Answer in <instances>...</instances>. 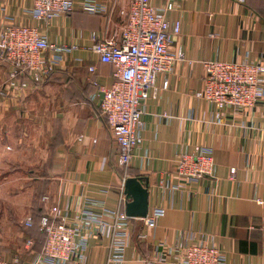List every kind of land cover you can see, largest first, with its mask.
<instances>
[{"label": "crops", "instance_id": "0c3cea01", "mask_svg": "<svg viewBox=\"0 0 264 264\" xmlns=\"http://www.w3.org/2000/svg\"><path fill=\"white\" fill-rule=\"evenodd\" d=\"M89 1L106 12L76 10L46 25L32 16L33 0H0V31L33 26L51 43L75 47L60 54L49 77L25 89L9 88L12 68L0 61V260L32 264L45 243L41 217L53 208L72 224L88 213L115 224L112 212L127 216L131 201L125 180L140 178L148 186V214H166L153 229L129 218V261L184 243L217 246L226 264H264V98L254 108L225 109L219 118L217 107L197 96L205 62L263 61L264 0H152L158 8L175 4L168 18L181 22V32L169 49H182L185 60L158 77L142 115L143 144L129 168L120 165L117 137L92 98L98 93L93 81L114 83V68L92 51V35L111 38L133 0ZM166 79L170 86L163 89ZM196 153L213 158V175L179 176L180 158ZM109 245L108 236L90 239L85 264H108Z\"/></svg>", "mask_w": 264, "mask_h": 264}, {"label": "built area", "instance_id": "2783aa9c", "mask_svg": "<svg viewBox=\"0 0 264 264\" xmlns=\"http://www.w3.org/2000/svg\"><path fill=\"white\" fill-rule=\"evenodd\" d=\"M174 9L172 2L158 8L152 5V0H133L125 22L111 38L101 40L96 34L92 35V51L102 63L114 68V83L110 87L92 82L98 88L92 98L99 100L101 115L117 137L119 163L125 168L130 167L135 151L143 144L140 135L142 115L151 92L157 90L158 77L170 73L176 61L185 60L182 49L177 54L169 49L174 37L181 32V22H171L168 18ZM76 10L90 15L106 12L105 7L89 0H33L31 14L34 19L50 25L55 19ZM69 48L51 43L37 27L12 25L2 29L0 61L12 68L9 88L25 89L30 83H41L61 63L60 54L75 47ZM262 58L263 61L258 63L205 62V86L197 96L217 107L219 118L225 109L256 107L264 98V51ZM90 72H95V68L91 67ZM169 86L166 79L163 89ZM214 169L213 158L201 153L183 155L177 165L178 175L187 180L209 177ZM232 172L235 173V169ZM123 191L125 194V182ZM124 202L126 198L122 195L121 203ZM112 214L117 217L113 225L96 213H88L81 224H72L62 210H48L40 221L45 243L40 252L33 254L32 264H72L74 261L85 264L89 240L107 236L110 238L108 264H226L224 251L219 247L184 243L156 250L149 259L129 261L126 257L131 237L129 217L121 211ZM165 214L164 209L153 210L142 219L145 227L156 228ZM32 225L31 220L25 222L28 228ZM139 238L145 240L146 236L140 234ZM33 244V240L27 242L28 247ZM0 264L22 262L14 258L10 262L0 260Z\"/></svg>", "mask_w": 264, "mask_h": 264}, {"label": "water", "instance_id": "95a60500", "mask_svg": "<svg viewBox=\"0 0 264 264\" xmlns=\"http://www.w3.org/2000/svg\"><path fill=\"white\" fill-rule=\"evenodd\" d=\"M125 195L131 199L126 204V214L129 218L145 219L148 216L149 191L140 178L125 180Z\"/></svg>", "mask_w": 264, "mask_h": 264}, {"label": "trees", "instance_id": "16d2710c", "mask_svg": "<svg viewBox=\"0 0 264 264\" xmlns=\"http://www.w3.org/2000/svg\"><path fill=\"white\" fill-rule=\"evenodd\" d=\"M33 226V225H32ZM40 228V227H39ZM41 231V230H40ZM41 234H43L44 235V237H45V234L41 231ZM40 252V251H39Z\"/></svg>", "mask_w": 264, "mask_h": 264}]
</instances>
